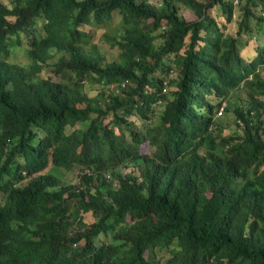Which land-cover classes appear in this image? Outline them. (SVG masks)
Returning <instances> with one entry per match:
<instances>
[{"label":"trees","instance_id":"trees-1","mask_svg":"<svg viewBox=\"0 0 264 264\" xmlns=\"http://www.w3.org/2000/svg\"><path fill=\"white\" fill-rule=\"evenodd\" d=\"M114 12L108 62L85 28ZM254 31L264 0L0 2V264H264V43L238 47Z\"/></svg>","mask_w":264,"mask_h":264},{"label":"rangeland","instance_id":"rangeland-1","mask_svg":"<svg viewBox=\"0 0 264 264\" xmlns=\"http://www.w3.org/2000/svg\"><path fill=\"white\" fill-rule=\"evenodd\" d=\"M1 3L7 4L9 3V0H0ZM181 13L183 15V17L186 20H191L195 17V14L189 10L187 7H183L181 10ZM119 13L118 12H114L113 14V19L112 22L110 24L109 27L107 28H92V27H86V30H89L92 34V41L94 43H96L99 51L101 53H103L106 57V60L112 61L113 59L116 58L117 56V49L114 47L112 48L108 42L105 41V39L102 37L103 33H110V27H115L118 25L119 23ZM232 21L230 22V24H228V26H226L225 28V32L226 34H232V35H237L236 33V29L237 26L235 24V21L238 20V14H237V10L235 9V11L233 12V16H232ZM37 32L41 33L39 31V27L37 28ZM22 39H23V47L27 48V39L28 37H24V35H22ZM259 43V44H263L264 43V32H260V31H254L253 33L250 32H241L238 36V47L239 49H243V55L247 56V57H253L255 55L254 53V46ZM17 60L18 61H22V63L27 64V59H25V56L23 53L19 54L17 56ZM50 70V69H49ZM257 71L260 74L261 77L264 78V63L258 65L257 67ZM171 73V72H170ZM42 74L44 76L46 75H52L50 71H46V69L44 68V70L42 71ZM54 76V75H52ZM85 81V80H84ZM99 85L97 83H87L85 86V90L89 95H93L95 94L98 89H99ZM246 97V91L245 88L243 87L242 83H240V85L238 86V88L230 91V96L228 98L229 103H231V108L235 105V104H245L244 101ZM259 97L260 101H264V94L257 96ZM224 127H226V130L228 132H230L234 126H232L235 123V115L232 112V110H230L228 113L225 114V116H222ZM50 172H52L53 174H55L56 176L60 177L64 182L67 183H72L76 180V175L77 172H75L74 169H64V168H60V167H52L49 169ZM23 175H25V173H22ZM85 220L87 222L92 220V217L89 213L85 214Z\"/></svg>","mask_w":264,"mask_h":264}]
</instances>
